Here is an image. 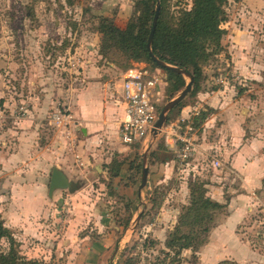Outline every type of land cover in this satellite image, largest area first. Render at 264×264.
Masks as SVG:
<instances>
[{"label": "rangeland", "instance_id": "obj_1", "mask_svg": "<svg viewBox=\"0 0 264 264\" xmlns=\"http://www.w3.org/2000/svg\"><path fill=\"white\" fill-rule=\"evenodd\" d=\"M136 1L75 0L69 4L67 0H0V218L11 234L12 248L22 264L58 262L61 258L57 255L60 250L58 251L56 244L68 226L66 221L72 215L71 201H65L83 190H89L96 198L91 203L98 206L99 212L107 211V224L98 223V219L91 215L89 218L92 220L85 219L79 235L85 234L92 241L111 238L114 241L109 250L110 254H113L114 250L112 264H205L202 257L206 256L204 250L210 233L233 211L231 208L237 203H232L231 200L244 195L251 197L248 203L250 205L245 216L237 224L235 232L256 254L257 259L250 264H264V185L247 188L244 177L235 172L229 164L228 156L210 149V143H213L212 139L215 138L214 128L222 124V121L211 118L215 111L205 107L193 112L187 119L191 125L192 122L197 124L194 128V145H200L201 150L196 152L188 165L182 166L174 152L164 145L167 132L163 130H169L172 123L181 119L184 107L195 105V90L192 89L185 99L167 114L160 133L154 139L148 137L143 146L134 151L121 145L116 132L119 124L117 117L112 125L114 127L108 130L107 139L100 142L104 148L102 155L89 154L87 145L83 144L84 137L74 108H77V96L88 89V83H109L113 95L107 100L116 101L120 99L119 81L125 74L134 69L147 70L149 74L159 75L162 79L160 111L182 91L175 93L172 90V82L165 71L145 61L137 62L114 48H105L102 51L101 34L98 32L99 20L106 18L116 27L125 28L137 15ZM242 1L228 0L224 7L227 23L226 34L221 41V51L202 65L204 78L199 89L209 87L214 90H226L225 95L229 97L226 110L230 109L232 101L230 91L231 95L233 94L232 99H247L238 107L239 112L246 117L243 123L245 139L261 142L259 149L264 156V115L262 104L259 102L260 98H264V84H260L258 79L245 81L244 77L234 75L230 68V22L235 28L246 31L252 38L250 46L240 50V53L243 50L241 58L245 54L244 60H247V64H264V21L244 24L238 16L244 14L246 17H252L249 16L251 13L256 15L258 20L264 15V8L248 12L237 4ZM190 6L191 0H168L163 5L161 14L169 25H173L178 12L187 10ZM184 80L189 82L187 77H184ZM205 109V118L194 120L198 112ZM57 117L60 121L55 120ZM210 119H213V127L207 125ZM183 130L184 125L181 129H176L179 132ZM169 138L171 141L172 137ZM20 143H26L27 154L21 153L15 163H8L10 156L18 152ZM37 145L50 148V154L55 152L52 164L41 172V183L33 179L41 173L37 168H33L32 161H29L33 158L34 147ZM142 154H146L148 176L150 167L152 174L159 177L162 175V180L165 181L158 183L151 180L144 199L139 203V214L133 218L130 204L118 194L117 188L121 183L116 186L115 178L111 175L115 170L114 165H129L133 158L136 162L134 169L137 170H129L126 177L124 176V181L128 182L127 185L132 182L140 189ZM215 160L221 163L218 169L211 167ZM82 161H85L84 165ZM165 161L170 162V167L164 164ZM94 162L98 163L93 165ZM161 162L163 166L160 167ZM54 168L64 173L70 182L78 184L79 188L74 192L68 189L55 191L63 195L61 199L54 201L57 210L55 218L46 222L49 234L45 235V241L39 247L45 250L50 244L48 248L53 249L54 255L51 259L44 260L43 257L37 258V255L32 254L35 244H39L38 241L31 238L28 245H25L19 237L22 227L19 225L17 214L23 211L22 213L29 215L31 212L30 209L26 210L29 206L24 205L25 199L19 197V192L27 189L30 194L35 193V198L43 195L45 199L53 202L54 193L50 196L48 189ZM121 181L125 185L123 180ZM147 181L146 186L140 190L148 187ZM211 185L224 190V208L213 219L210 233L203 238L199 236L200 241L203 239L205 242L206 239L204 245L182 250L176 255L177 248L170 250L165 244L174 231H190L186 223L191 218L187 215L191 189L201 186L210 197ZM240 200L242 199H238ZM247 201L248 199L246 203ZM199 228L197 227V230ZM10 247L9 240H0V253L7 254ZM222 264L237 263L226 261Z\"/></svg>", "mask_w": 264, "mask_h": 264}, {"label": "crops", "instance_id": "obj_2", "mask_svg": "<svg viewBox=\"0 0 264 264\" xmlns=\"http://www.w3.org/2000/svg\"><path fill=\"white\" fill-rule=\"evenodd\" d=\"M263 1L264 0H260V2H251L250 0H243L242 2H237V4L239 3L242 10L246 9L249 12L264 8ZM238 16L239 18L241 17V22L244 24H249L251 22L252 24H256L259 23V21H264V15L258 18V20L257 16L254 14L252 15L251 13L249 16L252 17H246L244 14L242 16ZM261 18H263V20H261ZM250 39L252 38L248 35V33H246V31H241L235 28V26L232 25V22H230V51L232 53V65L230 68L234 75L244 77L245 81H247V79H249V81H255L258 79L260 84H264V64L260 66L253 64L250 65L247 64V60H244L245 54L242 55V58L240 56V54L243 53V50L242 53H240V50L245 48L247 45L250 46ZM124 77L119 81L118 89L120 99L116 101L107 100V98H110L113 95L110 91L109 83H101L98 81L88 83V89L86 88L79 93L75 100L77 108H74V112L75 115H78V122L80 124L82 136L84 137L83 144L87 145L86 150L89 154L96 153L97 155H102L104 148L100 142L107 139V135L109 133L108 130H111V128L114 127L112 126L114 119L117 117L118 121H120L123 117L124 105L121 100V90ZM99 89H102L103 91H100ZM225 91L226 90H214L209 87H203V89L196 94L195 105L183 108L181 112V119L187 120L190 115L194 114L193 112L198 109H203L205 107L213 109L215 112L211 118L222 121V124L219 127L214 126L215 131L213 132V135H215V138L212 139L213 143H210V149H212L213 152L222 154L223 156H228L229 164L235 172L240 173L244 177V182L247 185V188H255L261 186L262 184L264 185V156L260 150V144L262 143H258L255 139H253L254 141L245 139L243 123L246 121V117L239 112L238 108L239 104L246 102L247 99H232L231 96H233V94L231 95L232 92L230 91V100L232 101H230V109L226 110L229 97L225 95ZM259 102L262 104V115H264V98H260ZM241 110L243 109L241 108ZM75 115L74 117H76ZM213 119H210L209 123H207L209 127H213L211 126ZM167 131L168 128L163 130V132ZM116 132L119 137L118 130ZM204 134L205 133H203V135ZM169 142V140L166 141L164 145L169 151H172ZM140 146L142 147L143 143L133 144L127 147V149L134 151ZM152 149L153 148H151V150ZM199 149L200 145H197L195 154L196 152L199 153L201 151ZM50 150L51 149L48 147L41 148L38 145L34 147V156L29 161H32L31 166L33 168H37L40 173L45 171L54 160L53 155L55 152H51L50 154L48 153ZM256 150H258V152H256ZM27 151L28 148H26V143H20L18 146V152L10 156L8 163H15L14 161L20 158L21 153L27 154ZM139 155L141 156V153ZM28 156H30V154ZM23 157H25V155H23ZM147 159L149 160V157H147ZM82 162L84 165L85 161ZM97 163L98 162H94L93 165H96ZM106 163H109V161H106ZM129 163V165L123 164L120 168L118 177L115 178V181L116 186L118 183H121L117 188L118 194L130 204V209L134 218L139 214V203L141 202V199H144L146 190L149 188V185H151V180L158 183L164 182L165 180H162V175L159 177L158 175L152 174V170H150L149 167V176L147 181L148 187L145 190H140L139 186L133 185L132 182L130 185H127L126 183L128 182L124 181V176L126 177V173L129 170L130 172H136L137 170L134 169L136 162L133 158L129 161ZM161 163L159 165L160 167L161 165L163 166V163ZM164 164L169 167L171 165L170 162L167 163L166 161ZM33 179L39 183L43 182L42 173L39 174L38 177L35 176ZM121 180H123L125 185ZM223 191L224 190H222L221 187L211 185L209 195L211 199L222 204L224 194ZM53 195L54 200L51 202L50 200L45 199L43 195L35 198V193L30 194L27 189L19 192V197L25 199L24 205L26 204L29 206L26 210L30 209L31 212H33H30L29 215H25L22 213L23 211L17 214L19 225L22 227V231L19 232V237L23 240L25 245H28L31 238L38 241L39 244H35L32 254L37 255V258L43 257L44 260L51 259L52 255H54V252H52L53 249L51 250L48 248L50 247V244L45 247V250L41 248L39 249L40 244L45 241V235L49 234L46 222L50 218H55L57 210L55 209L54 201L61 199L63 194L61 192H54ZM240 198L242 200L238 201ZM94 199L96 198L89 190H83L75 197L66 199L65 202L71 201L72 215L71 218L66 221L68 226H66L64 234L56 244L58 251L60 250L59 253L56 254L62 260L60 259L54 264H112L114 250L113 254H110L109 250L112 244H114V241L111 238L101 239L100 241H92L89 236H86L85 234L83 236L79 235L81 230L80 228L84 225V221H86L85 219L88 218L89 220H92V218H89L91 215L94 216V219H98V223L107 224V211L99 212L100 210L98 206L91 203ZM246 199H248L247 203ZM249 200H251V197L244 195L231 200L232 203L236 202L237 204L235 207L231 208L233 211L226 218V220H224L221 225L214 228L210 233L209 242L206 245V250H204L206 256L203 255L202 262H205V264H219L229 261L237 264H250L257 259L255 252L250 249L247 243L240 240L238 234L235 232L237 224L247 213V209L250 205L248 204L250 202ZM92 210L96 211L92 212ZM11 215L14 216L16 214L11 213ZM232 246L235 248L233 249Z\"/></svg>", "mask_w": 264, "mask_h": 264}, {"label": "trees", "instance_id": "obj_3", "mask_svg": "<svg viewBox=\"0 0 264 264\" xmlns=\"http://www.w3.org/2000/svg\"><path fill=\"white\" fill-rule=\"evenodd\" d=\"M67 1L72 4L75 0ZM159 1L160 13L152 40V54L167 65L190 73L194 80L192 89L195 90L194 94H197L201 90L199 87L204 78L202 65L221 51V41L226 34L227 23L224 7L228 0H191L190 8L180 10L173 25H169L161 14V9L168 0ZM136 2L137 15L123 29L116 27L106 18L99 20L98 32L101 34L102 51L105 48H114L137 62L145 61L161 69L150 59L146 48L156 0H137ZM163 71L172 82V90L175 93L183 90L187 84L184 76L171 70ZM205 111L206 109L198 112L194 120L199 118L203 120L207 115ZM192 125L196 128L197 124L192 122ZM114 166L112 178L119 175L121 164ZM223 208V204L211 199L201 186L191 189V202L187 208V215L191 218L186 223L190 231L189 233L174 231L166 241V247L170 250L176 247L175 254L178 255L182 250L204 245L206 239L204 242L200 238V241L199 236L203 238L210 233L213 228L211 225L213 219ZM206 224L207 226H203ZM197 227H200L199 230ZM4 238L9 240L11 247L7 254L0 253V264H22L20 257L12 248L11 234L0 218V240Z\"/></svg>", "mask_w": 264, "mask_h": 264}, {"label": "built area", "instance_id": "obj_4", "mask_svg": "<svg viewBox=\"0 0 264 264\" xmlns=\"http://www.w3.org/2000/svg\"><path fill=\"white\" fill-rule=\"evenodd\" d=\"M161 82L159 75H151L147 70L134 69L125 75L121 99L124 114L118 124L119 140L125 148L136 143H144L148 139L160 113ZM59 119L57 117L55 120L60 121ZM183 125L182 132L176 131ZM195 134L196 131L190 121L184 119L171 124L166 133V141L172 137L169 142L171 150L182 166L188 165L195 154ZM220 166L218 160L211 163L213 169H218Z\"/></svg>", "mask_w": 264, "mask_h": 264}, {"label": "water", "instance_id": "obj_5", "mask_svg": "<svg viewBox=\"0 0 264 264\" xmlns=\"http://www.w3.org/2000/svg\"><path fill=\"white\" fill-rule=\"evenodd\" d=\"M160 13V1L156 0V7H155V13L152 21V27L151 31L148 37L147 42V50L149 52L150 59L157 65V67L161 68L162 70H171L175 73L181 74L184 77H187L189 79V82L186 84V86L183 88V90L173 99H171L165 106L161 109L158 118L150 131L149 137H152L153 139L160 133V130L162 129L167 114L173 110L178 104H180L185 97L192 91V85H193V77L190 73L186 72L185 70H181L178 68L171 67L164 63L163 61L156 58L151 51L152 46V40L154 31L156 28L157 20ZM142 177H141V185L140 189L144 188L146 186L147 176H148V169L146 167V154H142ZM79 185L73 182H70L67 177L62 173L60 170L54 168L51 173L50 182H49V189L48 193L50 196L56 191V190H63L68 189L70 192H74L78 190Z\"/></svg>", "mask_w": 264, "mask_h": 264}]
</instances>
